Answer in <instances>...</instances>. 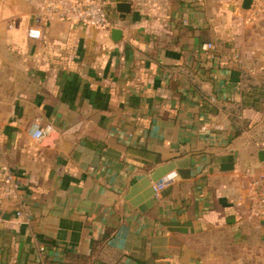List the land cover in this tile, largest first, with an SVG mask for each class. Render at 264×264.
I'll return each instance as SVG.
<instances>
[{
	"label": "crops",
	"instance_id": "0c3cea01",
	"mask_svg": "<svg viewBox=\"0 0 264 264\" xmlns=\"http://www.w3.org/2000/svg\"><path fill=\"white\" fill-rule=\"evenodd\" d=\"M105 1L118 40L45 18L28 37L42 0H0V167L26 177L15 191L0 169V264H218L264 240V10Z\"/></svg>",
	"mask_w": 264,
	"mask_h": 264
},
{
	"label": "built area",
	"instance_id": "2783aa9c",
	"mask_svg": "<svg viewBox=\"0 0 264 264\" xmlns=\"http://www.w3.org/2000/svg\"><path fill=\"white\" fill-rule=\"evenodd\" d=\"M247 8L242 7L243 0H230L232 6L238 11H245L246 18L250 19L264 10V0H249ZM59 19L74 24H80L98 28L115 27V21L111 18L108 4L105 0H42L41 9L33 15V24L27 29V36L39 38L41 36V20ZM213 48L212 43H203L201 49L206 51ZM51 125H34L30 129L31 136L40 140L46 133L51 131ZM4 180L13 190H18L26 182L23 173H17L1 165ZM164 187V179L153 184V194L159 197L161 189ZM251 204L249 211L256 218H264V169L251 182ZM17 216L22 215L21 211H16Z\"/></svg>",
	"mask_w": 264,
	"mask_h": 264
},
{
	"label": "rangeland",
	"instance_id": "374dc122",
	"mask_svg": "<svg viewBox=\"0 0 264 264\" xmlns=\"http://www.w3.org/2000/svg\"><path fill=\"white\" fill-rule=\"evenodd\" d=\"M214 260L218 264H264V240L250 236L242 242L231 241L224 254Z\"/></svg>",
	"mask_w": 264,
	"mask_h": 264
},
{
	"label": "water",
	"instance_id": "95a60500",
	"mask_svg": "<svg viewBox=\"0 0 264 264\" xmlns=\"http://www.w3.org/2000/svg\"><path fill=\"white\" fill-rule=\"evenodd\" d=\"M249 0H243L242 7L247 8L249 5ZM116 10L124 16L125 13L129 12L130 10V3L125 1H119L116 3ZM111 35L114 40H118L121 38V30L118 28L111 29ZM259 160L264 161V150L258 152ZM260 224L264 225V218L259 219Z\"/></svg>",
	"mask_w": 264,
	"mask_h": 264
},
{
	"label": "trees",
	"instance_id": "16d2710c",
	"mask_svg": "<svg viewBox=\"0 0 264 264\" xmlns=\"http://www.w3.org/2000/svg\"><path fill=\"white\" fill-rule=\"evenodd\" d=\"M110 231H111V230H109L108 232L105 233L104 238H106V237L109 236ZM75 258H76L77 260L81 261V262L87 261V259H89V257L86 258V257H84V256H80V255L75 256ZM16 264H18V263H16Z\"/></svg>",
	"mask_w": 264,
	"mask_h": 264
}]
</instances>
